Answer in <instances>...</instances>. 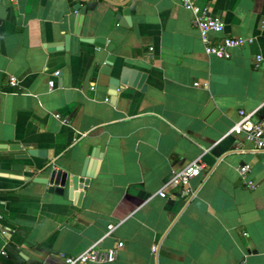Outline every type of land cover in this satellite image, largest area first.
Here are the masks:
<instances>
[{
    "label": "crops",
    "instance_id": "1",
    "mask_svg": "<svg viewBox=\"0 0 264 264\" xmlns=\"http://www.w3.org/2000/svg\"><path fill=\"white\" fill-rule=\"evenodd\" d=\"M197 2L223 19L213 42H254L231 49L230 58L207 53L182 0H86L81 25L68 0H3L0 264H64L96 241L124 242L117 259L102 264H264V151L231 132L242 109L264 117V65L255 60L264 55V0ZM67 35L69 48H48ZM94 37L109 44L85 41ZM110 54L108 75L101 69ZM124 66L146 73L144 90L125 86L113 98L110 78ZM9 144L19 148H3ZM30 149H51L53 158ZM90 150L93 177L80 202L68 187L58 194L36 181L54 168L79 175ZM198 158L207 168L192 180L189 201L177 188L158 194Z\"/></svg>",
    "mask_w": 264,
    "mask_h": 264
},
{
    "label": "built area",
    "instance_id": "2",
    "mask_svg": "<svg viewBox=\"0 0 264 264\" xmlns=\"http://www.w3.org/2000/svg\"><path fill=\"white\" fill-rule=\"evenodd\" d=\"M183 6L192 11L194 14L193 24L199 29L202 39L205 43V50L209 54L216 55L220 58H230L232 53L231 49L241 46L245 43H253L254 37L243 36H224L222 40L215 43L211 40V33H222L224 31L223 19L216 14H213L209 5H201L197 0H182ZM256 65H264V55H256ZM10 85L16 87L18 85V79L15 76H11L9 79ZM50 86L55 85V81L49 82ZM240 119L232 127L231 132L244 133L250 144V149L255 151H264V117L259 120H254V112H247L240 110ZM236 149L244 150L242 147L237 146ZM207 165L201 158L195 159L190 163L175 170L167 180L163 187L159 190L158 194L167 198L168 188H177V196L186 201H189L194 195L195 190L192 186V180L199 176ZM251 165L244 164L239 167L240 174L246 178L247 173L250 171ZM248 183L254 187L252 180H248ZM4 215L0 212V231L2 234H7V228L3 223ZM115 228L114 224L108 225L107 235ZM101 241H96L89 247L84 249L81 253L76 255H69L64 258V264H102L111 263L117 259L118 249L124 246V242L120 241L116 246L108 248H102L100 246ZM153 251H157V245L153 246Z\"/></svg>",
    "mask_w": 264,
    "mask_h": 264
},
{
    "label": "water",
    "instance_id": "3",
    "mask_svg": "<svg viewBox=\"0 0 264 264\" xmlns=\"http://www.w3.org/2000/svg\"><path fill=\"white\" fill-rule=\"evenodd\" d=\"M82 1L86 0H68V3L71 7L72 12H79L78 25H81L82 19L81 16L84 13L82 8ZM110 3L119 6H125L130 0L124 1H115V0H106ZM7 14V8L3 5V0H0V17H5ZM124 20H122V25L130 23V9L126 8L124 10ZM126 26V25H125ZM85 41L95 44L98 47L106 48L109 42L105 37H94V38H86ZM48 48H69V35L66 36L64 43H49ZM115 61V56L110 54L106 60L105 65H103L101 72L105 74H110L112 71L113 63ZM146 73L132 69L130 67L124 66L121 68L119 72V76H112L110 78V95L114 98L119 91L125 89V86L136 87L138 89L144 90L145 87V79ZM68 98H70L71 92L69 90L66 91ZM3 148L9 149H18L17 145L9 144L4 145ZM31 155H39L48 158H53V151L50 150H41V149H30L28 151ZM94 152L92 150L89 151V156L87 157L83 163V166L80 170L79 175L72 174L70 175L68 172L58 169H52L47 177H38L36 181L48 183L50 184V191H54L58 194H64L66 191V187H68L69 196L74 201L78 200L80 202L83 191H79L81 188H84L88 182V178L93 177V173L89 172V165L93 163L91 161V156H94ZM100 158V156H97ZM98 164V161L97 163ZM85 184V185H84Z\"/></svg>",
    "mask_w": 264,
    "mask_h": 264
}]
</instances>
